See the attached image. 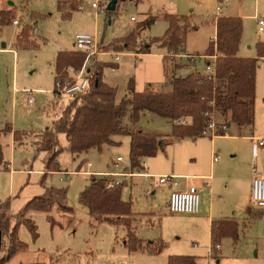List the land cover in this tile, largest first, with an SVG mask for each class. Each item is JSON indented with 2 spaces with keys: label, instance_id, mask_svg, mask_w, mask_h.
I'll return each instance as SVG.
<instances>
[{
  "label": "rangeland",
  "instance_id": "rangeland-1",
  "mask_svg": "<svg viewBox=\"0 0 264 264\" xmlns=\"http://www.w3.org/2000/svg\"><path fill=\"white\" fill-rule=\"evenodd\" d=\"M8 1L13 6L7 5ZM110 1L0 0V6H4L2 10L15 8L12 20L19 22V26L9 24L0 27V49L4 43L6 49L14 50L0 51V203L9 202V210L0 207V213L9 220L8 231H3L1 235L0 259L8 247L9 231L22 215L24 221L16 226L18 240L26 245L29 259L36 254L47 258L50 264H107L119 261L126 254L123 242L129 230L150 236L149 240L160 239L164 251L184 252L181 255L195 257L197 264H264V208L256 207L247 192L253 169L258 176H264V149H259L253 158V142L241 137L249 134L264 138V60L258 63L256 69L253 128L232 125L231 134L236 137L179 139L172 136L169 120L147 112L132 127L153 134L164 142L155 156L143 160L148 174L214 175L219 191L213 214L215 218H231L238 225L236 239L226 237L219 240L221 255L217 259L214 253L209 254V247L214 244H211L205 220L168 212L167 200L173 189L169 182L160 184L157 178H133L132 182L124 184L121 197L131 203L133 218L130 216L118 221L114 218V223L90 214L79 203V193L89 185L93 176H85L82 172L88 170L101 174L98 172L112 173L130 168L127 135L116 136L112 138L115 144L91 149L79 159H74L66 150L67 141L64 135H59L62 152L57 162L61 171L69 174L46 172L45 163L50 153L37 151V136L61 116L69 100L65 96L56 98L51 94L55 80L54 59L58 52L74 49L76 35H90L100 44L99 54L90 58L86 68H91L95 74L98 65H104L102 81L115 88L117 101L128 95L131 81L136 92L148 87L161 90L165 88L167 76L173 73L178 76L202 73L207 61H211L210 57L205 60L203 55L215 35V16L221 14L242 20L239 55L256 58L255 45L264 42V31H257L255 19L257 15H264V0H117L115 10L107 15L106 7ZM71 4L75 6L71 7ZM92 4H96L97 8H93ZM78 6L82 9L78 10ZM217 7L221 8V12L216 10ZM163 14L186 19L185 45L180 54L193 56L195 64H190L187 58L170 61L165 48L151 44L152 40L161 38L168 28ZM149 18L155 20L137 30L132 47L121 51L112 49L114 41L121 46L125 42L123 39ZM21 27H26L28 31L27 47L16 44ZM144 44L151 45L150 53L136 54ZM115 55H119L117 62H114ZM113 64L116 69L111 71ZM175 65L184 67L175 70ZM15 89H18L17 93ZM23 89L37 91L32 105L25 102ZM128 119L129 113L122 122L130 128ZM15 132L21 133L16 142L13 137ZM211 149L219 158L214 164V173L209 158ZM117 157L123 159L120 169H115L112 164ZM88 163L90 168H87ZM194 169L201 171H191ZM93 177L101 178L97 175ZM175 182L184 183L183 180ZM51 188L66 193L56 195L49 191ZM200 196L199 193L202 206L204 199ZM34 197L52 198L50 212H24L26 204ZM25 221L35 227L36 236ZM126 223L129 228L125 227ZM15 260L13 258L8 264Z\"/></svg>",
  "mask_w": 264,
  "mask_h": 264
},
{
  "label": "trees",
  "instance_id": "trees-1",
  "mask_svg": "<svg viewBox=\"0 0 264 264\" xmlns=\"http://www.w3.org/2000/svg\"><path fill=\"white\" fill-rule=\"evenodd\" d=\"M26 1V0H22ZM75 4H71V7ZM15 8L0 9V27L12 24ZM107 15L110 14L106 11ZM168 28L161 38L151 41L168 52L180 54L184 49L187 21L175 15L163 14ZM155 18H149L137 26L136 30L126 36L120 46L114 41L112 49L121 51L132 47L134 34L144 26H149ZM215 35L203 55L206 60L215 56L213 62L214 73L208 78L197 72L186 76L171 74L167 76L165 88L155 90L150 87L142 92H136L134 83L128 86V95L120 101L116 100V90L102 81L103 64L98 65L92 83L87 92L69 99L61 116L54 120L51 126L45 129L36 141L39 152H49L50 156L45 163L46 172H60L57 162L62 148L59 146L58 136L64 135L67 141L66 150L74 159L81 158L89 150L100 148L102 145L115 144L112 138L127 135L129 137L130 169L140 172V162L155 156L163 140L153 134L135 130L140 116L147 112L172 123V136L191 140L209 136H233L232 125L253 128L255 77L258 63L264 60V42L255 45L256 58H245L239 55L242 37V20L237 17L219 16L215 18ZM27 28L21 27L16 44L27 47L29 44ZM151 45L140 46L136 54H149ZM201 58V57H200ZM85 59V54L76 50L60 51L54 59L55 77L63 76V70L71 67L79 70ZM208 62V61H207ZM191 64L192 62L189 61ZM194 64V63H193ZM184 66L175 65V70H182ZM129 113V125L123 124V118ZM188 120L180 124V120ZM213 123L214 129L209 132L208 127ZM208 132V133H207ZM21 133H14V141ZM105 180L91 177L87 185L78 196L79 203L92 215L103 217L105 221L113 222L132 216L131 203L121 197L124 184L111 188L105 187ZM54 194L64 195V190L51 188ZM53 199L48 197H34L26 204V211H41L49 213ZM9 210V202L0 203V207ZM68 209L67 207H63ZM24 221L20 215L15 225L9 231L8 247L0 259V264H8L18 253L25 252L26 245L20 242L16 235V226ZM25 225L36 236L35 227L25 221ZM9 220L0 213V233L8 231ZM128 223L125 224L129 228ZM237 223L235 221L217 220L210 225L211 244H218L221 238H237ZM127 242L135 247L139 240L133 231H127ZM154 251H151V253ZM35 264V263H33ZM167 264H197L195 257L170 256Z\"/></svg>",
  "mask_w": 264,
  "mask_h": 264
},
{
  "label": "built area",
  "instance_id": "built-area-1",
  "mask_svg": "<svg viewBox=\"0 0 264 264\" xmlns=\"http://www.w3.org/2000/svg\"><path fill=\"white\" fill-rule=\"evenodd\" d=\"M222 2H229L230 0H221ZM93 8H97L96 4H92ZM82 7L78 6V10H81ZM221 8L217 7V11ZM28 16V15H27ZM257 21V30L258 32H263L264 30V15L263 16H255ZM131 21H134L131 18ZM13 25L19 26V22L17 20L12 21ZM35 26V23L31 25ZM35 29V27H34ZM100 44L96 41V39L92 38L87 34H78L74 37V48L76 51L84 53L85 59L79 70H73L71 67H66L63 70V76H57L54 80V88L51 92L56 98L60 96H65L68 99H74L80 94H83L88 91L92 80L94 78V73L91 68H86V65L89 63V60L92 56L99 54ZM170 61H173V58H187L190 62L194 63L195 58L193 56H183L182 54H175L172 52H168L166 56ZM211 61L206 63L205 69L202 73H198L203 75L204 77H212L214 73L213 62L215 60V56L210 57ZM119 61V55H115L114 62ZM116 66L113 64L110 67L111 71H114ZM18 92L17 89L14 91ZM23 93L26 94L25 102L27 105H32L34 103V93L37 91L32 90H22ZM180 124L188 123V120H180ZM214 124L211 123L208 127V132L213 131ZM207 132V133H208ZM259 149H264V138H255L252 143V156L256 157L257 151ZM219 160L216 154L212 156V162H217ZM123 159L121 157H117L113 162V167L115 169L121 168V163ZM141 171L134 172L130 168H124L118 172L112 173H101L94 174V176H99L105 180V187L111 188L116 185L126 184L132 182L133 178H142L144 180H149L152 178H157L160 184H165L169 182L173 186L176 185L175 176H153L147 173L145 162L141 161ZM85 175H93L92 173L86 172ZM250 197L253 204L258 208H264V176H258L256 174L255 169L252 170V181H251V192ZM167 209L170 214H187V215H196L199 212V194L197 188L194 186H189L185 190H173L168 198ZM220 250V246L218 244L211 245L209 247V254L218 253ZM214 255V256H215ZM213 257V256H211Z\"/></svg>",
  "mask_w": 264,
  "mask_h": 264
},
{
  "label": "crops",
  "instance_id": "crops-1",
  "mask_svg": "<svg viewBox=\"0 0 264 264\" xmlns=\"http://www.w3.org/2000/svg\"><path fill=\"white\" fill-rule=\"evenodd\" d=\"M9 2H11V1H8V3ZM8 3H7V5H8ZM0 9H4V6L3 7L0 6ZM218 12H221V9ZM219 16H222V15L220 14L218 16H215V18H217ZM224 17H233V16H224ZM215 18H214V20H215ZM214 26H215V23H214ZM73 46H74V43H73ZM0 51L1 52H7V51L14 52V50H12V49H9V50L6 49V44H5L4 48L1 47ZM240 56L245 57L243 54H241ZM194 64H195V62H194ZM197 73H200V72H197ZM23 90H25V89H23ZM255 98H256V77H255ZM254 108H255V101H254ZM216 137H236V136H216ZM216 137H214V138H216ZM241 137L248 139V141H251V142H253V139L256 138L255 136H250L249 134H244ZM214 151H215L214 149H211L209 152V158L211 161V167H213V173H214V166H215L214 164L219 161L218 160L217 162H212V156H213V154H216V153H214ZM251 153H252V147H251ZM85 155L86 154H84L82 157H84ZM87 168H90V163L87 164ZM60 171H61V169H60ZM191 171H198L199 172L201 170L194 169ZM86 172H89V171L87 170L85 172H82V174L85 175L84 173H86ZM61 173H65L66 175L69 174L68 172L63 171V170L61 172H59L58 174H61ZM89 173H91V172H89ZM98 173H111V172H98ZM92 174L94 176V174H97V173L93 172ZM159 176H175L176 177L175 181L183 180V182H184L183 184H179L177 182H176L175 186H173L172 184H169L170 188H173V189H171V192L173 190H185L189 186H194L197 188L198 194L200 193L202 198L204 199V203L202 206H200V203H199V212H198V214L193 215V216L197 217L198 219L205 220V225L208 229L209 238H210V225L213 221H217V220L234 221L231 218H224V219L215 218V216L213 214L214 205H215L216 199L218 197L217 191H219V189H217V184L215 183V177L213 174L205 175V174H201V173H198V174H192V173H175V174H173V173H171L169 175L162 174ZM177 187H178V189H174ZM248 191H249L248 194L250 195L251 181H249L247 184V192ZM236 198L237 197L235 196V200H236ZM167 203H168V200H167ZM206 206L208 207V209H206ZM201 213H202V215H201ZM205 213H206V216H205ZM132 215H133V213H132ZM131 217L133 218V216H131ZM131 231L134 232L135 237L139 240V244L136 245L135 247L130 246L127 242V233H126V235L124 237L125 239L123 242L124 250H126V254H123L124 257L121 260L111 261L107 264H167L168 258L170 256H183L181 254H184V252H178V251L166 252V251H164V249H162L163 246H161V240L160 239L157 241L156 240H149V239H151L150 236H145V235L139 234L135 230H131ZM151 251H154V252L151 253ZM220 255H221V249L219 250L218 253H216L214 258L217 259L218 256H220ZM31 258L32 259H29V255L26 252H20L14 257V260L15 259L16 260L14 262H12V264H33V263H35V264H50V261H48L47 258L40 257V255L33 254L31 256ZM217 262H218V260H217Z\"/></svg>",
  "mask_w": 264,
  "mask_h": 264
},
{
  "label": "water",
  "instance_id": "water-1",
  "mask_svg": "<svg viewBox=\"0 0 264 264\" xmlns=\"http://www.w3.org/2000/svg\"><path fill=\"white\" fill-rule=\"evenodd\" d=\"M116 3H117V0H111V1L107 4L106 11H109V12L114 11V10H115V6H116ZM8 5H9V6H13V3H12V2H9ZM1 47L4 48V47H5V44L2 43V44H1ZM0 246H1V233H0Z\"/></svg>",
  "mask_w": 264,
  "mask_h": 264
}]
</instances>
